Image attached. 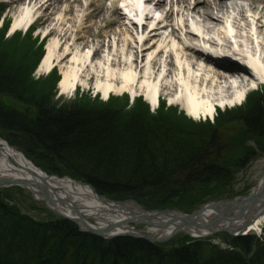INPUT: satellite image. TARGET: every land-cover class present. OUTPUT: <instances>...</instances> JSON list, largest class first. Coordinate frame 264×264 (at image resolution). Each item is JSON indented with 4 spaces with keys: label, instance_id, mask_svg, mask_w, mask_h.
Returning a JSON list of instances; mask_svg holds the SVG:
<instances>
[{
    "label": "bare ground",
    "instance_id": "obj_1",
    "mask_svg": "<svg viewBox=\"0 0 264 264\" xmlns=\"http://www.w3.org/2000/svg\"><path fill=\"white\" fill-rule=\"evenodd\" d=\"M74 1L82 7L80 0ZM153 1L154 9L160 10L166 21L173 17L171 24L155 23L149 8ZM238 1L243 0H125V9L131 10L128 12L134 19L141 17L145 24L154 20L153 25L142 30L141 36L138 31L134 34L124 22L128 20L132 26L136 25L125 12L121 16L116 14L114 2L110 8L99 7L91 12L103 23L97 25L98 30L107 28L111 33L103 43L91 26H83L90 13L79 19L70 18L74 9L70 0H28L16 15L10 32L15 35L21 30L28 34L32 23L36 25L40 21L44 25L51 15L60 12L42 34L43 39L53 37L45 46L39 71L48 77L59 68L61 79L57 86L61 95L72 96L78 87L86 88L95 82V93L105 100L111 94H135L156 110L161 100L167 98L170 107H180L193 121H208L215 118L218 109L241 105L257 92L254 90L260 84L250 74H256L264 82V0H251L247 4ZM92 3L88 0V6ZM103 35L106 37V33ZM119 43L121 49L115 47ZM249 66L254 69L250 74ZM245 152L246 159L254 154L252 150ZM242 155L245 157V153ZM247 168L238 167V170ZM1 180H27L32 196L38 201L40 197L45 199L40 190L43 187L53 208L66 216L83 219L93 229H110L113 234L126 235L138 233L131 228L135 225L145 227L147 237L166 238L181 230L190 234L191 239L211 235L210 229L200 233L181 227L193 217L194 210L153 209L141 198L157 189L159 193L162 186L141 193L130 191L121 199H113L97 192L88 182L40 171L21 151L3 140H0V184H4ZM77 181L90 185L94 191ZM257 196H262L260 203L256 202ZM251 197L253 202L251 198H241L232 203H238L246 216L234 226L229 225V229L240 232L248 215L260 211L262 216H255L244 234L232 237L248 236L246 233L259 231L264 223V177ZM223 200L201 204L205 209L202 207L200 213L194 214L198 222L209 223L216 216V206L213 209L209 205H218ZM122 237L126 236L117 238Z\"/></svg>",
    "mask_w": 264,
    "mask_h": 264
},
{
    "label": "trees",
    "instance_id": "obj_2",
    "mask_svg": "<svg viewBox=\"0 0 264 264\" xmlns=\"http://www.w3.org/2000/svg\"><path fill=\"white\" fill-rule=\"evenodd\" d=\"M29 95L26 86L0 70V96L31 106L21 111L0 102V137L49 174L88 182L113 199L163 186L159 193L143 197L153 209L176 207L191 212L205 201L233 193L227 191L229 166L239 163L223 165L216 160L197 173L191 190L168 185L202 154L204 141L215 128L223 129L236 119L229 115L231 111L196 134L176 128L170 118L161 117L160 110L156 115L134 110L142 104L140 98L129 106L126 96L122 111L115 110L113 102L105 106L73 102L57 108L40 97L32 104L26 101ZM255 95L247 99L243 124L247 131L264 135V94ZM123 112L130 113L129 126L118 116ZM260 146L264 150V143ZM12 207L0 200V264H264V238L255 235H218L226 248L207 239L185 238L188 241L174 247L132 237L105 240L81 233L65 219L35 223ZM7 217L12 220L3 222Z\"/></svg>",
    "mask_w": 264,
    "mask_h": 264
},
{
    "label": "rangeland",
    "instance_id": "obj_3",
    "mask_svg": "<svg viewBox=\"0 0 264 264\" xmlns=\"http://www.w3.org/2000/svg\"><path fill=\"white\" fill-rule=\"evenodd\" d=\"M7 3H6V2ZM81 6H79L78 3H76L74 0H70V4L73 6V12L67 17L70 16L74 19L75 16H78L77 19L80 18V16L85 15L86 13H90L88 16L85 17L84 20V27H92L93 33L95 35H98V40L104 42H107V37L109 34L111 36L110 31L107 28L99 29L97 28V25H103L101 21L97 17H95L91 12H95L97 8H110V6L115 2L116 8L118 11L116 14H122V12H125V0H91L92 6H88V0H80ZM246 2H249L251 0H245ZM258 1V0H257ZM28 3V0H0V70L3 73H6V75L9 77V79H13L18 81L20 83V86H26L27 89L30 91V95L26 99L27 102H30L32 104H36L37 100L40 99V97H44L47 102H51L52 106H56L57 108L70 105L73 102L75 104H92L93 106H105L108 103L113 102L115 106V110H122L125 109V102H126V94L122 96L121 95H114L111 94L108 99H103V97L100 94L95 93V82H93L89 87H78L76 92L72 96L69 95H61L60 90L58 88V82L61 79L60 70L59 68L57 70H53L51 74L47 77L46 74L41 73L39 71L40 62L42 61L44 54H45V46L48 43V40L51 39L53 36L50 35L48 38L43 39L44 35L42 36L44 30L51 26L53 22L55 21L56 17H58V13L55 15H51L50 19L47 21L46 24L42 25V23H39L31 27L28 34L24 33L23 31H18L17 34H12L10 32L11 25L16 17L18 15V12L20 11L23 6H26ZM64 5V4H63ZM33 6V4H32ZM88 7V8H87ZM63 8V6H62ZM87 9V10H86ZM80 10H86L84 13ZM160 14H162L161 11H159ZM120 14V16H121ZM171 17L170 20L165 19V24L168 25L169 23L173 21ZM126 21L128 27H130V30L133 31L134 34L136 32H140L138 27L132 26L129 24L130 22L128 20ZM101 22V23H100ZM165 25V26H166ZM98 30V31H97ZM169 31L164 30V32ZM106 33V37L103 35ZM162 33V32H161ZM106 46V45H105ZM116 48L121 49V43L115 46ZM106 48V47H105ZM105 48L103 50H105ZM54 72V73H53ZM53 73V74H52ZM261 95L264 94V91L256 92ZM253 93L250 96H256ZM249 96V97H250ZM248 97V98H249ZM130 98V97H129ZM142 104L138 106V108H135L134 110H139L140 113H146L147 111L151 115H156L155 113L160 110L161 117L166 120L167 118H170L175 124L176 128H179L182 130H185L187 133H195L196 134H202L205 127L214 126L216 125V120L220 115H225L227 112H233L232 114H229L236 118L232 122L229 121L227 123V127H223L221 129L220 127L215 128L211 135L207 138L206 141H204V147L203 152L208 151V154H210L209 158L206 162V167L204 170H200V167H192L190 170L186 172V178L183 180L185 181L188 179L186 185V189L191 190L193 188V182L195 180V177L197 173H203L206 169H209L210 162L213 160L218 161V163H221L223 165L225 164H236L238 165H227L231 167V174L229 175V179L231 180V184H229L227 191H233V193H226L227 191H224L227 196L224 199L231 200L236 198H247L249 197L253 190L258 186L260 181L264 177V150L261 148L260 143H264V135L255 132V131H247L245 128V125L243 124V118L246 114L245 108H246V102L244 101L241 105H236L232 108H226V109H218V112L216 113V116L212 120L208 121H193V119H190L185 111L181 109L180 107L176 105H172V107L169 106V101L167 98L162 99V103L160 108H157L154 110L144 98H140ZM0 102H2L4 105L8 107H12L21 111H24L25 109L29 108L31 109V106L27 107V105L15 101L12 98L6 97V96H0ZM34 102V103H33ZM29 103V104H30ZM143 105V106H142ZM90 106V105H89ZM128 109V108H127ZM133 110V111H134ZM239 110H242L241 113ZM130 113H121L118 116L123 117L122 119H125V126H129V115ZM167 117V118H166ZM191 124H189V122ZM204 127V128H201ZM201 128V129H199ZM198 131V132H197ZM1 134V132H0ZM3 135V134H2ZM212 142L215 144L214 148H212ZM249 149L254 151V157H248V159L242 157L243 153L246 151L245 149ZM215 156V157H212ZM257 156V157H256ZM212 157V159H211ZM212 160V161H211ZM203 163V162H201ZM248 166L247 169L244 170H238V167L245 168ZM41 170H43L41 167H39ZM43 172H46L43 170ZM172 180V179H171ZM170 180V182H171ZM168 182V185L173 187H183L182 184L175 186L171 185V183ZM163 187V186H162ZM12 190V191H9ZM157 193V192H151ZM215 195H211V198H214ZM143 198V197H141ZM0 200L7 204L8 206L12 207L15 206L17 211L23 215L24 218L34 221L35 223H51L53 220L58 219H65L63 217L57 216L54 211L49 209L43 201H38L35 199L30 191H27L21 186H14V187H0ZM221 200V199H220ZM223 200V199H222ZM217 200L211 201L216 202ZM203 206H199L194 210L193 212L199 211L200 208ZM13 208V207H12ZM178 209L176 207L167 208L165 210H172V209ZM201 210V209H200ZM17 213V215H19ZM14 217V216H13ZM8 219L12 220V218L7 217L3 220V222H6ZM70 222H72L69 219H65ZM75 224V223H74ZM76 225V224H75ZM133 230L136 232H144L147 229L143 226H131ZM153 234H156L153 232ZM249 235H255L258 238H264V223H262L261 228L259 231L246 233ZM133 235V234H131ZM221 234H217L214 237L211 238H204L207 240H210L213 243L220 244L223 246V248H226V244L223 243L220 239H216V237ZM173 236V237H172ZM168 236L166 238H160L161 243H152L155 245H165L166 247H174L176 245H179L181 243H184L185 238H189L186 234H183L181 232L173 235ZM231 236V235H229ZM101 237V236H98ZM103 238V237H101ZM133 238V237H132ZM105 239V238H104ZM191 239V238H189ZM107 240V239H105ZM112 240V239H111ZM200 240V239H197ZM164 241V242H163ZM36 257V256H35Z\"/></svg>",
    "mask_w": 264,
    "mask_h": 264
},
{
    "label": "water",
    "instance_id": "obj_4",
    "mask_svg": "<svg viewBox=\"0 0 264 264\" xmlns=\"http://www.w3.org/2000/svg\"><path fill=\"white\" fill-rule=\"evenodd\" d=\"M211 145H212V148H214L215 144H213V142H212ZM209 156H210V154H208V151L204 152L203 154H201L197 158L196 162L193 165H195L196 163L207 161ZM187 180L188 179L183 181V180H178V179L172 178L170 183H171V185L178 186V185H181V184L185 183ZM1 182H3V181L1 180ZM77 182H79V183H81V184H83V185H85L87 187H90L91 190L94 191V189H92V187L90 185L84 184V183H82L80 181H77ZM3 183L4 184H0V187L6 188V187L21 186L24 189H26L27 191H30V188L28 187L30 182H28L27 180H24L22 182H19V181H16V180L15 181L14 180L13 181H4ZM40 190H41V195L45 199L40 197L39 200L43 201L45 203V205L49 209L54 211V213L57 216L63 217L65 219H69L73 223H75L79 227L81 232H86V233L94 234V235H97V236H101V237H103V238H105L107 240H111V239L117 238L119 236H126V237H133V238H137V239H145V240H147V241H149L151 243H158V242L161 243V239L158 236L157 237H147V235H145L144 233H134L133 235H131V234H126L125 235V234H113L110 231V229L109 230L105 229L103 231L102 230L93 229V228L89 227V225H85L83 219L81 220V219H79L77 217L76 218L69 217V216H66L65 214H62V213L58 212L55 208H53L51 206V204H52V203H50L51 202V198H49L46 195L45 189L43 187H41ZM157 191H158V189L155 192H157ZM149 193H151V192H149ZM149 193H144V194L147 195ZM261 197L262 196H259V197L257 196L255 198L257 200L256 201L257 203L261 202ZM247 198H251L250 201L253 202L251 195L249 197H247ZM247 198H245V199H247ZM239 200H241V199L240 198H236V199H231V200H223L218 205L217 204H210L209 206H212L213 209L216 206L215 209H214L216 216L214 218H212L209 223L206 222V223L202 224V223L198 222L199 218L197 216H195L194 214L195 213H200L201 211L199 210V211H196V212H194L192 214L193 217H191L189 220H186L184 222V224H181V227H186L188 229H192V230H195V231H200V233H204V231H207L208 229H210L211 235L209 237L214 236L216 234H219L220 232L227 233V234H230L232 236H238L237 235L238 233L245 232V230L248 228V225L250 223H252V220L255 219V216H259V217L262 216V212H260V211H259V213L257 215H256V213L248 215L247 218L244 219L246 222H244V225L241 228L240 232H236L235 228L229 229V225L230 226H234L233 224L237 223L239 220H242V218H244L246 216V214H245L246 212L245 211L244 212L240 211V208H239L240 205L238 203L232 204L234 201H239ZM203 208L205 209V206ZM238 210H239L240 213H238ZM235 211H236V213H235ZM263 217H264V215H263ZM222 223H224V224H222ZM83 226L85 228H83ZM179 232L190 236V234H188L185 230H181V231H178V232H173L172 234L175 235V234H177ZM172 234L170 236H172ZM206 237L207 236H205V235L204 236H195V238H206Z\"/></svg>",
    "mask_w": 264,
    "mask_h": 264
},
{
    "label": "flooded vegetation",
    "instance_id": "obj_5",
    "mask_svg": "<svg viewBox=\"0 0 264 264\" xmlns=\"http://www.w3.org/2000/svg\"><path fill=\"white\" fill-rule=\"evenodd\" d=\"M212 157H215V156H212ZM212 157H211V159H212ZM212 161V160H211ZM206 164L205 163H197L195 166H193V167H200V170L202 171V170H204L206 167H204ZM191 168H188V169H185L183 172H182V174H181V176L179 177L180 179H185L186 178V172L188 171V170H190ZM186 184H188V183H185V184H183L182 186H184V185H186Z\"/></svg>",
    "mask_w": 264,
    "mask_h": 264
},
{
    "label": "snow or ice",
    "instance_id": "obj_6",
    "mask_svg": "<svg viewBox=\"0 0 264 264\" xmlns=\"http://www.w3.org/2000/svg\"><path fill=\"white\" fill-rule=\"evenodd\" d=\"M253 87H255V85H253Z\"/></svg>",
    "mask_w": 264,
    "mask_h": 264
}]
</instances>
